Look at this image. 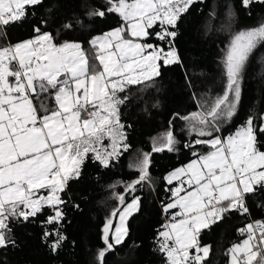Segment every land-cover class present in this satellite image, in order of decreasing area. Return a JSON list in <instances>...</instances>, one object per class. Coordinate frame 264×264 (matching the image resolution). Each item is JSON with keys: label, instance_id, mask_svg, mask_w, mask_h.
I'll list each match as a JSON object with an SVG mask.
<instances>
[{"label": "snow or ice", "instance_id": "obj_1", "mask_svg": "<svg viewBox=\"0 0 264 264\" xmlns=\"http://www.w3.org/2000/svg\"><path fill=\"white\" fill-rule=\"evenodd\" d=\"M241 2L248 7L253 0ZM41 3L42 0H0V35H6L5 29L22 21L30 7ZM193 3L194 0H108L107 11L118 13L124 24L90 41L93 48L102 49L95 57L99 70L89 63L79 43L58 45L39 26L34 29V39L0 48V248L15 243L10 236L12 221H29L47 207L53 215L44 221L46 225L63 222L65 201L60 193L70 180L80 177L90 152L107 168L113 158L122 154L121 149H128L119 116V106L127 97L121 98L118 92H124L127 85L158 77L161 62H180L172 44L177 33L165 25L175 28ZM92 15L103 17L105 11ZM157 22L161 31L155 37L168 45L167 50L147 42ZM261 41L264 25L238 33L225 61L227 85L223 95L201 112L182 117L197 136L210 137L196 139L186 147L206 145L212 151L203 155L193 152L196 159L166 177L169 184L180 180L179 186L171 189L173 199L164 205L166 213L179 211L172 213L174 222L165 225L166 230L160 233L165 238L161 251L167 253L169 264H203L209 246L201 247L200 232L229 212L247 214L246 197L258 188L264 189V144L257 135L264 134V116L258 128L249 117L234 135L223 139L214 135L220 131L219 122L235 115L240 98L239 74ZM49 93H54L56 108L49 110L41 102L38 109L33 97L39 99ZM106 137L110 140L108 146H104ZM177 143L169 130L154 142L152 151H175ZM149 163L150 153H145L138 166L139 178L127 185L126 191H135V185L151 179ZM40 189H46L47 195H37ZM118 198L123 204L124 196ZM138 206L139 198L134 197L120 213L122 224ZM110 225L111 220L104 228L107 247L98 254L101 264L105 253L114 247L108 236ZM239 231L247 233V239L230 249L231 264H253L258 253L261 257L257 264H264V223L257 221ZM126 234L127 229L118 226L113 236L115 244H120ZM44 235L52 238L53 251L65 239L58 227Z\"/></svg>", "mask_w": 264, "mask_h": 264}, {"label": "trees", "instance_id": "obj_2", "mask_svg": "<svg viewBox=\"0 0 264 264\" xmlns=\"http://www.w3.org/2000/svg\"><path fill=\"white\" fill-rule=\"evenodd\" d=\"M108 0H42L40 5L30 7L28 15L0 35V48L8 43H20L33 39L39 26L50 33L56 44L76 42L97 70L100 64L95 59L97 49L90 45L96 35L107 32L123 23L116 12H108ZM105 11L103 17L92 13ZM264 22V2L253 0L244 7L241 0H194L188 11L180 17L172 41L180 57L179 63H160V75L141 84L128 85L121 98L127 97L119 106L120 121L129 146L118 158H113L105 168L89 154L78 179L68 182L61 192L65 201L64 220L60 225H46L44 221L53 212L44 208L29 221H12L10 236L15 241L0 248V264H101L98 254L107 246L104 243V228L111 220V229L119 210L134 197L139 198L138 209L127 220V234L120 244L107 251L103 264H167L161 251L160 232L165 218H171L173 210L164 211L171 200V186L164 175L177 166L184 165L198 154H205L210 147L193 144L196 139H210L193 134L186 137L182 117L190 116L197 108L205 109L210 96L220 81V62L230 38L241 28L254 27ZM71 25V27H66ZM161 30L160 23L150 31L149 42L164 47L155 33ZM43 102L49 110L56 108L54 93L33 97L39 109ZM264 114V41H261L245 63L240 98L235 115L220 127L218 135L223 138L239 130L249 117L257 128ZM182 129V130H180ZM171 130L178 143L175 151L153 152L151 138L160 132ZM180 130V131H179ZM179 131V132H178ZM264 144V134L257 133ZM264 151V148H261ZM150 153L149 181L135 185V191H126V186L139 178V168L132 166ZM132 162V163H130ZM124 196V203L119 196ZM251 218L264 223V189H257L246 197ZM113 212L116 215L113 216ZM178 218V217H177ZM250 224L247 216L229 212L224 218L199 234V243L209 246V255L203 264H228L230 248L247 239V233L239 231ZM59 228L65 237L60 247L53 251L52 238L45 231ZM112 243V242H111ZM194 252L193 250H190ZM253 251H256L254 248ZM258 253L253 264L260 260Z\"/></svg>", "mask_w": 264, "mask_h": 264}, {"label": "rangeland", "instance_id": "obj_3", "mask_svg": "<svg viewBox=\"0 0 264 264\" xmlns=\"http://www.w3.org/2000/svg\"><path fill=\"white\" fill-rule=\"evenodd\" d=\"M158 23H159V22H158ZM123 24H124V21H123V23H122L121 25H119V26H117V27H115V28H113V29H111V30H109V31H107V32H104V33H102V34L96 35L95 37H98V36H104V34H106V33H108V32H111L112 30H114V29H116V28H120V27H122ZM262 25H264V22H263L261 25H258V26L241 28V29H239V30H236V32L232 35V37L230 38V40H229L227 46L225 47V50L223 51V55H222V57H221V62H220V64H219V66H220V71H221V72H220V81L218 82V84L216 85V87H215V89H214V92H212V94H211V96H210V97H211V98H210V103H211L212 101H214L216 97L223 95V92H224V90H225V88H226V85H227V75H226L225 61H226L227 53H228V51H229V47H230V45H231V43H232V41H233V38H234L238 33H240V32L248 31V30H251V29H256V28H259V27L262 26ZM154 26H155V25H154ZM160 31H161V30H160ZM157 32H159V31H157ZM93 38H94V37H93ZM93 38H92V39H93ZM126 38H130V37H126ZM33 39H34V38H33ZM30 40H31V39H30ZM26 41H27V40H26ZM91 41H92V40H91ZM23 42H24V41H23ZM23 42H20V43H23ZM147 42H148V43H151V44H154L153 42H149V41H147ZM259 43H260V42H259ZM259 43H257V45H258ZM90 45H91V43H90ZM154 45H155V44H154ZM257 45H256V46H257ZM256 46H255V48H256ZM255 48L252 49L251 53L254 51ZM96 49H97V51H98V50H99V51H102V49H99V48H96ZM251 53H250V54H251ZM250 54H249V56H250ZM249 56H248V58H249ZM248 58H247V60H248ZM247 60H246V61H247ZM97 61H98V60H97ZM246 61H245V63H246ZM98 63H99V61H98ZM245 63H244L243 68H242V70H241V72H240V74H239V78H238V80H239V87H241L242 74H243V69H244ZM127 86H128V85H127ZM238 104H239V102L237 103L236 110H237ZM202 110H204V109H203V108H197V109L195 110V112H201ZM263 116H264V114H263ZM230 120H231V119H230ZM230 120H229V119H226V120H223V121L219 122V127H221L222 125L227 124ZM120 123H121V121H120ZM121 124H122V123H121ZM182 125H183V131H184L186 137H190V136H192L193 134H195V132H193V131L191 130V125L189 124V121L183 119V121H182ZM180 130H182V129H180ZM180 130H179V131H180ZM122 131H123V130H122ZM179 131H178V132H179ZM237 131H238V130H237ZM237 131H236V132H237ZM166 132H167V131H165V132H160L159 134L154 135V136L151 138L150 144H151V147H152V148H153V146H154V142H155L158 138L162 137ZM236 132H235V133H236ZM123 133H124V131H123ZM235 133H233V134H226V135L223 136V138H227L228 136L234 135ZM124 135H125V134H124ZM218 136H219V134H218ZM221 138H222V137H221ZM223 138H222V139H223ZM108 145H110V140L106 137L105 140H104V146H108ZM109 150H111V149L109 148ZM210 151H212L211 148L209 149L208 152H210ZM208 152H207V153H208ZM207 153H205V154H207ZM89 154H92V155H93V153H91V152H90ZM89 154H88V155H89ZM142 159H143V158H142ZM142 159H140V160H139L137 163H135V164H134V162H133L132 166L134 167V166L137 165V167H138L139 164H140V161H141ZM194 159H196V158H193L192 160H194ZM192 160H190L189 162H187V163L184 164V165L177 166V167H175L174 169H172L171 171H169L168 173H166V174L164 175V180L168 183V181L166 180V177H168L170 173L176 171L177 169L185 168V167H186V166H187ZM130 163H132V162H130ZM180 179H185V177H181ZM179 184H180V180H176V179H174L173 182H172L171 189L176 188L177 186H179ZM40 190H44V191L38 192L37 195H47V190H46V189H40ZM40 190H39V191H40ZM170 191H171V190H170ZM60 195H61V193H60ZM171 196H172V191H171ZM172 199H173V197H171V200H172ZM171 200H170L169 202H171ZM132 201H133V199H132L131 201L127 202V203L122 207V209L119 210V212H118L117 215H116L114 226H113L112 229H111V242H112L113 244H115L114 239H113V236H114V234H115V229H116L118 226H122L123 228H126V229H127V220H128V218H129V217H130V216H131V215L137 210V209H136V210H133V211L131 212L130 215H127L126 218H125V220L123 221V224H122L121 219H120V213L123 212L124 209L127 207V205H128V204H131ZM175 211H179V209H173V212H175ZM173 212H172V213H173ZM171 217H172V215H171ZM170 219H171V218H170ZM177 219H179V217H178ZM172 222H174V221H171V223H172ZM168 225H170V224H168ZM165 230H166V228H165V225H164V228L161 230V232H163V231H165ZM161 232H160V233H161ZM125 236H126V235H125ZM125 236H124V237H125ZM160 236H161V235H160ZM123 239H124V238H123ZM161 239H162V241H161V244H162V243L164 242L165 238L161 236ZM169 243H171V242H169ZM237 245H243V242L240 243V244H237ZM202 247H203V246H202ZM233 247H234V246H233ZM233 247H232V248H233ZM232 248H231V249H232ZM165 254H166V258H167V264H169V258H168V256H167V253L165 252ZM228 264H231V253H229V261H228Z\"/></svg>", "mask_w": 264, "mask_h": 264}, {"label": "built area", "instance_id": "obj_4", "mask_svg": "<svg viewBox=\"0 0 264 264\" xmlns=\"http://www.w3.org/2000/svg\"><path fill=\"white\" fill-rule=\"evenodd\" d=\"M165 27H168L167 25H165ZM15 44H17V43H8L5 47H8V46H12V45H15ZM246 204H247V200H246ZM247 207H248V205H247ZM248 210H249V208H248ZM245 216H247L248 217V219L250 220V224H255L257 221L256 220H253L252 218H251V215H250V211H248V213L247 214H244ZM171 221H172V219H170V218H165L164 219V223H163V226L164 225H168V224H170L171 223ZM260 222V221H259ZM259 233H257V235H258Z\"/></svg>", "mask_w": 264, "mask_h": 264}, {"label": "crops", "instance_id": "obj_5", "mask_svg": "<svg viewBox=\"0 0 264 264\" xmlns=\"http://www.w3.org/2000/svg\"><path fill=\"white\" fill-rule=\"evenodd\" d=\"M34 38H35V37H34ZM10 79H11V78H10ZM41 191H44V190H40L39 192H41ZM245 240H246V239H245ZM242 242H244V240L241 241L240 243H242ZM240 243H237V244H240ZM237 244H234L233 246H235V245H237ZM233 246H232V247H233ZM232 247H231V248H232ZM231 248H230V249H231ZM229 253H230V251H229ZM228 261H229V260H228Z\"/></svg>", "mask_w": 264, "mask_h": 264}]
</instances>
